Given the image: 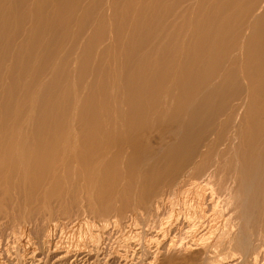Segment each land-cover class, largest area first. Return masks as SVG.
<instances>
[{
    "label": "bare ground",
    "instance_id": "obj_1",
    "mask_svg": "<svg viewBox=\"0 0 264 264\" xmlns=\"http://www.w3.org/2000/svg\"><path fill=\"white\" fill-rule=\"evenodd\" d=\"M143 210L169 263L264 264V0H0V240Z\"/></svg>",
    "mask_w": 264,
    "mask_h": 264
},
{
    "label": "rangeland",
    "instance_id": "obj_2",
    "mask_svg": "<svg viewBox=\"0 0 264 264\" xmlns=\"http://www.w3.org/2000/svg\"><path fill=\"white\" fill-rule=\"evenodd\" d=\"M242 73L246 75V71L243 70V72H241L240 70V72H238L241 79L242 80L244 79L243 81L245 82V79L247 81V78H245V76ZM247 86H248L247 82H245V84L243 85L244 88H242V90L238 93L240 95H243L245 92L246 94L248 92V90L246 92ZM237 94H235L234 92L233 98L237 96L239 97V95ZM142 212L146 214L144 210ZM144 214L143 215L141 214V216L144 217ZM147 215L148 214H146L145 215L146 217L144 218L142 217V219L141 217H139L137 220L138 223L136 222L137 224L134 226V228L131 231H129L128 230L129 228L125 225L124 226L125 229L122 228L118 232L115 231L108 239L102 240V243L100 242L101 245L99 244L98 246L99 251L97 250L98 247L94 246L93 243L91 242V236H90L91 234H94V235L100 234L99 229L95 226H93V228H90V229L80 228V229H77V231L76 230L72 231V229H70L71 228L70 225L69 227L68 225L64 227L65 224H60V226L57 227L58 231L57 229L55 230L52 229L51 236L49 238L45 237L44 235H41L43 231L40 232L39 229H35L32 227L33 228V229L31 228L32 231L31 229H29L27 231L28 233L27 232L25 233V237L21 236L20 238L18 237L13 240L1 239L2 241L3 240L7 241L4 243L0 240V264H142V263L149 264L150 262H152L150 264H162L164 262H166L164 264H173V263L176 264L175 263L177 262L176 260L175 262L171 261L172 263L171 262L169 263V257L171 255L166 251V249H164L166 243L170 239L169 237H172V236H168L166 240H161L160 242V239L163 238L162 236H160V234H157L156 231L148 232L147 230H145V228H142L144 227L143 226L144 224H142V222L144 223L148 219H150ZM61 228L65 232H63ZM93 229L96 231H94ZM85 231H87V233ZM79 238L84 239L85 244H86V248L84 249L85 251H81L83 253H80V252L78 253L76 250V246L74 245L72 246V244H74L72 242L74 240H79ZM135 238H138V239L141 238L140 240L145 243L148 242L149 240H152V241L154 240V242L156 243L159 240V243L161 244H159L158 248H161V247L162 248L160 249L161 253L157 255V257L155 258L156 260L152 256L153 249L148 248L147 245L145 247H140L137 245L135 246L136 242L133 241V240H136ZM72 239L74 240L72 241ZM229 259L230 258L226 260L230 261L231 259L230 260ZM226 260H224L225 262L223 263H226L227 262Z\"/></svg>",
    "mask_w": 264,
    "mask_h": 264
}]
</instances>
